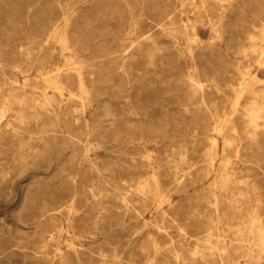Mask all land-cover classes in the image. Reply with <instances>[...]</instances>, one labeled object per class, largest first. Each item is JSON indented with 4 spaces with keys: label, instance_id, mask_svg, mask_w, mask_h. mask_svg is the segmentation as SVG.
I'll return each mask as SVG.
<instances>
[{
    "label": "rangeland",
    "instance_id": "rangeland-1",
    "mask_svg": "<svg viewBox=\"0 0 264 264\" xmlns=\"http://www.w3.org/2000/svg\"><path fill=\"white\" fill-rule=\"evenodd\" d=\"M263 32L264 0H0V264H222L207 240L243 263L228 226L257 204L264 226V131L251 146L242 117Z\"/></svg>",
    "mask_w": 264,
    "mask_h": 264
},
{
    "label": "bare ground",
    "instance_id": "bare-ground-1",
    "mask_svg": "<svg viewBox=\"0 0 264 264\" xmlns=\"http://www.w3.org/2000/svg\"><path fill=\"white\" fill-rule=\"evenodd\" d=\"M182 16V14H181ZM258 32V31H257ZM264 33V32H263ZM258 38V37H257ZM188 39V38H187ZM249 40L252 41V45L254 44L255 45V51L258 50L257 48V39L255 36L253 35H250ZM194 40V39H193ZM256 40V41H255ZM259 42V41H258ZM264 43V41H262ZM193 43V42H192ZM5 50V49H4ZM243 54V53H242ZM246 54V53H244ZM248 54V52H247ZM258 54V53H257ZM259 58H260V61L262 63V66H264V45L261 47V50H260V54H259ZM248 59V58H247ZM260 64V63H259ZM245 73V72H244ZM243 73V74H244ZM260 81H263V80H260ZM188 84H190L191 88L193 89V93L195 95H197L198 93V90H200L201 92L203 91V88H204V85L201 81H199L198 79L195 78L194 75H191L189 76L188 78ZM249 85H250V82L249 80L245 79L244 77H242L240 80H239V92L242 94L244 93V91L248 90L249 88ZM190 88V89H191ZM236 89V88H235ZM238 89V88H237ZM200 92V93H201ZM240 94V95H241ZM243 95V94H242ZM251 95V94H250ZM255 95V94H254ZM200 96V95H199ZM255 97V96H253ZM259 97V96H258ZM195 98V97H194ZM199 98V97H198ZM241 98V96H240ZM257 98V97H256ZM254 99V98H253ZM201 100L204 101L205 100V97L203 95V92L201 93ZM240 100V99H238ZM259 100V99H258ZM238 103V102H237ZM235 104V103H233ZM205 107V106H204ZM231 111H234L231 110ZM233 113V112H232ZM243 113V112H242ZM216 114V113H215ZM230 115V114H229ZM242 115V114H241ZM211 116V115H210ZM216 116V115H214ZM225 116V115H224ZM223 116V117H224ZM235 116V115H234ZM241 117V116H240ZM246 121L245 122V126H246V138L249 142V144H251V146H256V143H257V140L259 139V134L260 132L264 131V97L262 98V102L259 103L257 102V100H253L251 102V105L249 106V108H247L243 114V116ZM228 118V117H227ZM236 118V117H235ZM216 118L214 117V120ZM218 119V118H217ZM226 119V118H225ZM223 120V119H222ZM230 120H231V117H230ZM243 120V119H242ZM241 120V121H242ZM217 121V120H216ZM233 121V119H232ZM240 121V122H241ZM218 122V121H217ZM223 122V121H221ZM228 122V120H227ZM214 123V122H213ZM216 123V122H215ZM232 123V122H231ZM219 124H221L219 122ZM223 124V123H222ZM230 125V124H229ZM218 126V125H216ZM225 126V125H224ZM231 126V125H230ZM244 126V125H243ZM242 126V127H243ZM227 127V126H226ZM233 127V126H232ZM217 128V127H216ZM231 128V127H230ZM229 129V128H228ZM232 129V128H231ZM234 129V128H233ZM241 130V129H240ZM224 131V130H223ZM228 132V131H227ZM218 134V133H217ZM220 134H222L220 132ZM235 134V133H234ZM219 135V134H218ZM223 135V134H222ZM231 135V133H230ZM221 136V135H220ZM235 136V135H234ZM227 137V135L225 136ZM229 138V137H227ZM223 139V138H222ZM211 140V139H209ZM231 139H228V141H230ZM234 140V139H233ZM209 142V141H208ZM224 142V141H223ZM227 143V142H226ZM234 143V142H233ZM225 144V143H224ZM239 144V143H238ZM228 145H229V142H228ZM232 145V144H231ZM230 145V146H231ZM235 145V143H234ZM225 146V145H224ZM223 146V147H224ZM217 147V144H216V141L215 140H212V144H210V147L209 148V153L212 154V152L216 149ZM233 147V146H232ZM218 148V147H217ZM237 150V149H236ZM217 151V150H216ZM205 152V151H204ZM238 152V151H237ZM209 153H207L209 155ZM215 153V151L213 152V154ZM218 155V154H217ZM214 157V156H212ZM217 157V156H216ZM215 157V158H216ZM208 160V159H207ZM211 163L213 164L215 159H210ZM209 162V163H210ZM231 163L229 160H226L224 162V165H223V169H222V174L221 175H218L214 181L212 182V186H211V194H212V198H213V206L216 210H218L219 208V205L221 203V200L222 198L224 197V201L225 200H230L231 198H234L236 195L235 193L231 192L229 193V190H228V184L230 183L233 175L230 174L229 172V168L231 167L230 166ZM208 166V165H206ZM210 166V165H209ZM221 167V166H220ZM208 169V168H207ZM210 169V168H209ZM213 169V167H212ZM208 172V171H207ZM247 173V172H246ZM212 174V173H211ZM247 177V176H246ZM205 178H206V175H205ZM208 179V178H207ZM177 182V181H176ZM231 184V183H230ZM229 184V185H230ZM232 186V185H231ZM232 188V187H231ZM244 189V188H243ZM232 191V190H231ZM248 191V190H247ZM243 192V191H242ZM240 192V194L238 195V198H239V202H241L240 200L244 199L245 198V195ZM144 194V193H143ZM237 197V196H236ZM163 198V197H162ZM238 198H237V201H238ZM257 198V197H256ZM235 199V198H234ZM259 199V198H258ZM233 200V199H232ZM232 200L230 202H232ZM234 201V200H233ZM245 201V200H244ZM261 201V200H259ZM169 203V202H168ZM223 203V202H222ZM236 204V203H235ZM244 204V203H243ZM249 203H247L248 205ZM237 205V204H236ZM241 205V204H240ZM245 205V204H244ZM240 207V206H239ZM244 207V206H243ZM244 209H247V208H244ZM249 209V208H248ZM252 210V209H251ZM249 211V210H248ZM261 211V207L259 204H257V207L255 209H253V212H251L250 214L247 215V218L249 219L247 224L245 222V220H243L242 217H240V222L236 225H229V232H233L231 237L233 235H236L238 237H240L239 239H236L235 241L238 242V250L235 251L236 254H239L240 250H242V258L244 259V262L241 263V262H237L235 264H262L264 262V226L263 228L259 229V226L262 225V221L260 219V214L259 212ZM250 212V211H249ZM243 213V211H242ZM245 213V212H244ZM237 214V212H236ZM240 215V214H238ZM239 218V217H238ZM211 221V220H210ZM237 221V220H235ZM220 223V222H219ZM146 224V223H145ZM229 224V223H228ZM245 230V231H244ZM164 233V232H163ZM242 233H249V235H247V237L243 238V234ZM255 233H258L257 237H258V245L259 246V249L258 251H255L253 247L254 245V241H253V238L255 237ZM211 235V233H210ZM208 236V235H207ZM207 238V237H206ZM233 239V238H232ZM235 239V238H234ZM206 241V240H205ZM202 243V242H201ZM204 244V243H203ZM205 248H204V252H202L203 255H206L207 257L210 256L211 258L213 257V254L216 253L219 255V260L222 262L223 264V257L222 255L225 253V249L223 248H219L218 246H213L210 248L211 244H210V241L207 240L206 241V244H205ZM231 246V245H230ZM181 247V246H180ZM170 248V247H169ZM246 249H248L249 251V254H247L246 252ZM256 249V248H255ZM208 251V252H206ZM234 252V253H235ZM241 253V252H240ZM175 258H179L178 256H176ZM215 259V258H214ZM152 260V259H151ZM218 260V261H219ZM225 260V259H224ZM226 261V260H225ZM150 262V261H149ZM184 263V262H183ZM154 264V263H153Z\"/></svg>",
    "mask_w": 264,
    "mask_h": 264
}]
</instances>
